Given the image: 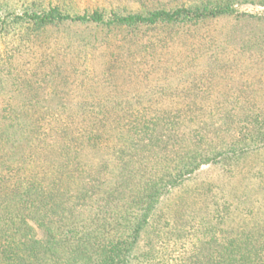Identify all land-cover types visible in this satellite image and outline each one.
Here are the masks:
<instances>
[{
    "label": "rangeland",
    "instance_id": "obj_1",
    "mask_svg": "<svg viewBox=\"0 0 264 264\" xmlns=\"http://www.w3.org/2000/svg\"><path fill=\"white\" fill-rule=\"evenodd\" d=\"M205 1L0 0V19H5L0 25L2 184L11 186L18 181L41 187L38 179L43 177L44 185L57 178L73 181L71 175L78 174L84 183L88 177L94 178L105 151L94 155L76 149V139L88 124L82 118L138 117L140 124L133 132L113 124L105 126L106 134L119 147L130 140L128 137L140 145L162 139L161 125L170 117L180 121L177 133L195 130L207 135L216 131L218 136L213 138L220 144L229 142L231 135L239 136L245 115L263 119L264 0H232L238 14L170 25L65 22L34 26L12 18L48 7L71 15L98 10L106 18L145 15ZM185 117L190 122H184ZM142 126L148 131L144 137L139 134ZM211 139L206 136L199 145L208 147ZM72 157L77 160L70 162ZM227 170L211 163L201 165L184 177L170 201H177L176 208L192 213L197 222L204 219L209 228L220 221L218 207L231 209V220L222 226L232 230L245 226L241 216L248 210L252 193L237 191L241 188L238 183L231 186L242 176L254 186L260 180L264 183V174L259 173L264 171V149L251 154L233 173ZM258 191L262 199L264 192ZM195 198L199 201H192ZM209 201H216V206ZM211 232L221 235L210 231L208 239ZM191 233L199 237L204 229ZM185 236L172 238L169 249L173 241L182 242L186 237L195 242L189 233Z\"/></svg>",
    "mask_w": 264,
    "mask_h": 264
},
{
    "label": "trees",
    "instance_id": "obj_2",
    "mask_svg": "<svg viewBox=\"0 0 264 264\" xmlns=\"http://www.w3.org/2000/svg\"><path fill=\"white\" fill-rule=\"evenodd\" d=\"M235 13L238 11L232 0H207L200 5L154 10L145 15L106 18L98 10L71 15L48 7L43 11L27 10L12 18L34 26L68 22L134 27L197 23ZM4 24L5 19H0V25ZM173 118L164 119L167 122L161 125L162 139L140 145L128 137L130 140H125L121 147L111 141L105 126L113 124L114 128L133 132L140 124L138 117L82 118L88 124L76 139V149L94 155L105 151L104 158H100V170L96 169L97 175L88 177L87 183L79 179V174L73 177L69 172L65 174L68 178L71 175L73 181L57 178L44 185L43 177L38 179L41 187L18 181L8 186L2 184L4 177H0V264H264V208L255 206L264 207V197L261 199L257 193L260 189L264 192L263 181L255 186L244 176L233 181L231 187L235 188V183L241 187L237 191L252 193L248 210L241 216L245 226L235 230L222 226L231 220L229 207L215 209L220 220L214 225L216 231L207 227L204 219L197 222L192 213L177 209V201H170L184 177L201 165L225 166L229 173L251 154L264 149V118L245 115L240 119L246 124L239 136L231 135V140L223 144L215 142L216 131L207 135L195 130L177 133L181 124ZM147 132L140 127L141 137ZM206 136H211L212 144L199 145ZM74 159L77 157L69 161ZM75 167L79 172L80 167ZM209 202L216 206V201ZM197 228H203L204 235L197 237L191 233ZM210 231L221 235L216 237L211 232L208 239ZM188 233L195 238L194 243L188 241ZM183 234L186 239L173 241L170 250L172 238Z\"/></svg>",
    "mask_w": 264,
    "mask_h": 264
}]
</instances>
